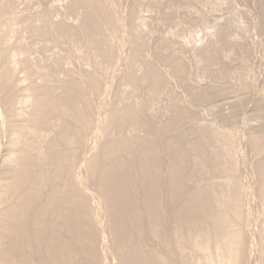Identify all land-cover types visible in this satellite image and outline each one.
Here are the masks:
<instances>
[{"label":"bare ground","instance_id":"1","mask_svg":"<svg viewBox=\"0 0 264 264\" xmlns=\"http://www.w3.org/2000/svg\"><path fill=\"white\" fill-rule=\"evenodd\" d=\"M71 1H74L71 2L74 3L71 5V17L72 19L75 17L76 21L72 20L75 24L71 23L72 21L69 23L71 18L67 20L68 22L66 21L68 16L64 14L66 12L60 10L61 7L60 9L53 6V9L41 7L34 11L27 9L31 12L27 14V10L22 12L21 9L17 12L14 9L17 0H0V178L3 179L0 182V264H197L200 260L202 264H207L209 261L210 264H264V106H259L255 116L261 120H258L257 124L254 121L253 125L247 126L246 132L243 131L244 135L241 133L243 136L238 132L236 137L229 131L223 132L221 129L216 131L217 127L216 130L212 129L213 125L210 127L209 121L204 123L207 124L204 126L203 124L200 126L199 123L202 121H198L199 126L195 125L193 128L191 127L193 125H189L182 129L184 128L182 125L187 124L185 121L189 117L188 112L195 109L197 111L202 106L210 105L211 107L212 104L215 108L217 106L216 111L213 112L211 109L210 111H212L211 114L213 113V119L223 124L227 120L225 116H222L221 111L228 108L233 101L236 100L235 103L240 107L239 111H243L249 105L248 101L251 97L261 93L260 98L264 103V92L262 89L259 90L262 87L260 82L262 79L257 80L261 86L257 88L259 93L255 90L259 85L255 87L254 80L252 83H246L248 79H251L248 76H252L253 73L250 71H254L256 60L254 64L252 63L253 65L251 63L249 65V67L253 66L251 70L249 68L251 75L248 73L246 77L245 71L242 70L246 65L247 69L244 70H248V62L252 61V56L257 55L256 52L253 55L251 46L258 41L252 40V42L248 39L249 35L247 39L244 38L246 36H242L244 43L241 42V36H238L241 43L236 42L237 37L233 41L234 37L230 35L231 27L229 26L234 17H237L235 21H238L239 15L235 16V14L239 12L243 15V19L249 20L248 24L258 23L259 20L256 18L255 22H250L253 14L246 11L244 4L240 3L243 5L241 8L236 3L237 10L240 11L232 16L233 19L229 17L230 20L232 19L229 21L226 17L233 15L231 13L237 10L233 12L230 10V15L227 14V10L226 13L224 12L225 15L227 14L224 17L228 21L222 17L226 25L230 22L227 25L230 28L226 29H229L231 37L229 35L225 37L226 31L223 27L225 25L218 26L222 24L221 19L217 21L218 24L214 20L217 19L214 15H218L222 9L219 13L213 14L214 22L211 19V22L216 25H213L214 30L211 31L215 34L219 31L218 34L221 36L219 38L223 40V42L220 40V44L216 38V42L221 46L223 43V48L220 49H226V52L227 49L235 50L238 55H242L240 57L242 59H239L241 65H237L236 60L234 63L239 66L235 65L238 68L237 71L242 68L241 74L247 79L245 82L234 84L243 78L237 81L240 77L237 74H240V71L236 75L235 72L233 74L237 76V79H234L232 75L234 83L230 82L231 77L228 76L229 82L233 84L226 80V76V78L220 77L224 71L220 73L219 69H216L224 67L221 64H226L227 59H224L226 54H223L224 50L218 49V52H212L209 56L212 51L210 49L217 46L210 43L214 47L209 49V53L206 51L209 54L208 62L216 64L217 68L212 67L220 73L218 74L220 78L217 77L218 81L225 78L226 81H222L221 85L224 83L231 89L221 90L218 81L219 85L208 81L210 84L200 86L196 82L202 74L200 69L199 76L192 75L198 76L194 78L196 81L189 82L198 89L195 98L188 100V104H179V102V105H176L175 102L178 99H173L174 96H171L173 101L176 100L169 103L166 94L164 97L168 100L164 99V101L166 100L165 102L169 104L164 103L165 113L164 111L161 113L160 109L159 112L164 114L155 117L157 114L153 116L148 110L149 107L146 108L147 105L150 106L149 103H155V101L156 104L160 103L163 93L173 89L171 86L173 81H170L171 78L168 75L173 73L174 76L179 77L177 79L182 80L185 77V69H188L185 68V58L188 54L183 55L185 52L190 53L188 52L190 50L187 47L185 51V45L182 44L184 53L181 54L182 51L179 50L182 49L178 48L183 39L178 42L179 46L176 45L177 42H174L177 46L176 50L179 49L178 53L173 50L175 46L170 50V45L174 43L170 44L169 40L174 38L169 40L165 38L164 32L167 29L163 27L166 23L161 25L163 27L158 25L157 29L165 30L162 34L164 37L158 34L160 39H156L155 52L152 53L154 56L150 53V58L145 52L146 45L142 43L144 40H141L146 37L141 38L139 34L142 32H137L141 31L139 28L144 22L143 15L146 13L143 14L141 11L137 14L136 11L139 8H135V4L142 1ZM168 1L165 3L173 1L175 5L178 1L187 3L188 0ZM226 1L228 0H224L225 4ZM231 1L233 4V0ZM244 1L246 4L251 2ZM261 1L262 9H264V0ZM21 2L23 4V1ZM126 2L130 3L128 9L126 7L129 4L125 6ZM160 4L162 5V2ZM212 4L216 3L212 2ZM41 5L44 6L45 3L41 2ZM164 6L168 8L167 6L170 5ZM190 6L193 7V5ZM201 8L204 11L205 8ZM57 9L67 17H59L60 13ZM191 9L188 10L191 12ZM153 10V13L155 11L161 13V10ZM19 12L24 15L17 14ZM221 12L223 13V10ZM161 14L163 16L157 17L158 14H152V16L155 15L158 20L164 17L166 22L175 26L177 21L178 23L182 21H179L181 16L178 15L179 13L176 21L173 18L174 14H170L165 9ZM196 15L198 17L199 13ZM193 17L190 20L194 21L195 16ZM174 21L175 24H173ZM233 22L232 25L236 23ZM182 23L184 24V21ZM157 24L160 22L157 21ZM243 24L245 28L244 21ZM147 25L142 28L143 31L149 29L146 28ZM238 25L235 24V26ZM235 26H233L234 29ZM241 26L238 27L241 28ZM179 27L184 28L180 25ZM240 28L239 30L245 32L243 27ZM254 28L256 33L257 27ZM253 29L251 31L246 29V33L252 32ZM260 30L263 29L260 28ZM211 31L208 32L211 33ZM24 32L27 36H24ZM174 32L171 36L175 35ZM170 34L168 33L169 36ZM182 35L179 37L177 33L175 40L178 37L180 39ZM212 35L216 36L214 33ZM23 37L28 40L24 42ZM214 38L211 39L214 40ZM35 39L44 41V48H47L48 53L50 52L53 56L51 59L43 60L42 58L44 62H39L34 60L38 57L35 54L36 58L31 59L30 54L38 47L32 50ZM190 39L186 42L190 43L194 40ZM211 39L210 42L213 41ZM77 41L82 42L81 46L86 50L81 48L80 55L76 54L79 46L76 47V51L75 47L72 48L74 44L77 46ZM39 42L38 44L42 45ZM147 42L144 43L147 44ZM86 44H88L87 47H85ZM163 45H165L164 48H162ZM151 46L153 48V45ZM166 46L170 50L168 53L163 50L168 49L165 48ZM191 47L193 49V46ZM201 48L197 46L196 54H201ZM122 50L127 52H124L127 56L121 54ZM38 51L42 52L40 49ZM78 56L84 59L88 67L91 66L90 70L81 67V70L79 68L72 72L67 70L71 68H68L70 65L64 64L66 68L62 66L66 57L73 62L79 59ZM203 56L201 58H204ZM191 57L195 60L198 55H195V58ZM82 59L77 60L76 63L78 64ZM187 59L189 62L188 57ZM231 59L229 60L232 63ZM231 63L229 62L227 67L230 68ZM235 66H233L234 69ZM78 67L76 66L75 69ZM136 67H140V71ZM259 69L261 70V67H258L257 72ZM60 73L65 76L58 77ZM215 74L214 79L217 75ZM211 84L212 87H208ZM127 88L130 89V94L126 92L124 94ZM173 92L175 94L176 91ZM143 93L144 96H142ZM164 104H161V107ZM205 110L208 111L204 109V112ZM253 110L256 111V107ZM197 112L200 113L199 110ZM241 117L243 120L245 115ZM196 119L199 120V118ZM243 122L244 120L241 123ZM243 127L246 128L245 125ZM191 128L194 132L189 133L188 130H192ZM134 129L143 131L142 135L133 133ZM183 130H187V133L194 136L188 139L189 135ZM179 132H183L186 138H183V133L181 136ZM217 143L220 146L223 144L226 150L223 152L225 155L218 151L222 147L218 149ZM239 147L240 151L243 150H241L242 147L248 151L247 156L244 158L241 156L242 161L235 156ZM243 152H237L239 154L236 155L240 156ZM243 154L246 155V153ZM192 156L194 157L191 160ZM235 157L241 162L240 164H237ZM198 174L203 176L200 177ZM196 176H199L203 182L208 180L209 183L195 186L203 183L197 179L198 182L195 180V184L194 179L199 178ZM213 177L218 179L212 180Z\"/></svg>","mask_w":264,"mask_h":264},{"label":"rangeland","instance_id":"2","mask_svg":"<svg viewBox=\"0 0 264 264\" xmlns=\"http://www.w3.org/2000/svg\"><path fill=\"white\" fill-rule=\"evenodd\" d=\"M15 1H16V0H15ZM21 1H23V4H22ZM27 1H28V2H27ZM30 1H32V2H30ZM56 1H57V2H56ZM56 1H55V0H53V1H52V0H44V1H43V0H41V1H40V0H17V2H16L17 4L15 3L14 6H16V8H17V5H18V4H19L20 6L18 5V8H17V9L14 8V9H15L16 11L22 9L21 11L23 12V10H27V9H33V11H34V10H38V9H40L41 7H47V9H53V7H54V8L58 7V9H60V7H61L62 9H60V10H63L64 12H66V13H64V14L67 15L68 17H69V16H70V17L68 18L67 16L63 15V12L57 9V11H59V13H60L59 17H62V16L65 17V18L67 17L68 19L66 18V21H67V20L69 21V19L71 18L70 21H69V23H70L73 19H74L73 21L75 22V21H76L75 17H73V19H72V17H71V16H72V12H71V8H72V7H71V5L74 4V3H71V2H74V1H71V0H69V2H68L67 0H60L61 2H59V0H56ZM64 1H65V2H64ZM140 1H142V3H141V2H138L139 5H138V3L135 4V8H137V7L139 8V10L135 9V10H137L136 13L139 14L141 11H142L141 13H143V14L146 13L145 15H143V18L146 19V20L144 19V22H146V23L148 24V25H147V24H145V23L143 22V24H142L141 27L139 28V30H141V31H137V32H139V33H140V32L143 33V34H142V33L139 34V36L141 35V38H142V36L146 37V38H145L146 40H145L144 38L141 39V40H144V42H147V41H150V40L152 41L153 38H155V40H156V39H160V36H161V35L163 34V32L167 29V31L164 32V35H166L165 38H168V40L171 39V38H174V39L169 40V41H171L170 44H172V43H174V42H175V43H176V42L178 43L179 41L181 42L182 39H183L184 43H182V42H183V41H182V42L180 43V46H179V43H178V44L176 43V45L179 46L178 48H179V49H182V50H179V49H177V50H179L180 52L182 51L181 54L184 53V49H183L184 47L181 48V45H182V44L185 45V51H187V47H188V50H190V51H188V52H190V53H186V52H185L184 55H183V56H187V54H188L187 57L189 58V62H188V59L186 60L187 57H186V58L184 57V58H185V62H186V66H187V67L185 66V68H188V69H185V70H186V71L188 70V72L184 71V75H185V77L182 76V77H183L182 80L177 79V78H179V77H178V76H177V77L174 76L173 73L170 74V75H168V76H170V78H171L170 81H173V82H172L173 85H171V86H172V88H173L176 92H175V94H173V93H174V92H173L174 90L172 89V90H173V91H172L171 88L169 89V90H171V91H169V92H164V93H163V98H162L163 101H164V99H166V100L169 99L167 102L171 103V102H174L176 99H178V101L176 100V102H175L176 105H177L179 102H180L179 104H183V103H184V105H185V103H187V101L190 100L192 97L195 98V93H197V90H198V89L195 88L194 86H192L191 84H189V82L194 81V80H195L194 78H197V77L199 76L200 73H202V74H201L200 77H198V78H200L201 80L198 79L197 81H196V80H195V81L197 82V84H199L200 86H202V85H208V84H210V83H208V81L211 82L212 84L215 83L214 85H216V83H217V85H219V84L221 85L222 81H224L226 77H227L226 80H227L229 77H231L232 80L229 78V79H230V82H233V83H234V82H235L234 79H235L237 76L240 75V77H238V79L236 78L237 81H238L239 78L241 79V77H243L244 75H246V77H247V74L251 72V73H253L252 76H251V77L248 76V78H251V79H248V80H247L245 77H243L244 80H242V79H243V78H242V79L240 80L241 82L238 81V82H235L234 84L237 85V84H239V83H242L243 81L245 82L246 80H247L246 83H248V82H249V83H250V82L252 83V80H254L253 83H254V82L256 83V84H255V87L257 86V84L259 85V87L257 86L255 90L258 91V89L262 86L259 90L261 91V89H262V92H264V91H263V88H264V87H263V84H264V83H263V82H264V80H263L264 77H263V76H264V74H262V73H264V72H263V71H264V67H263V66H264V48H263V47H264V44H263V43H264V32H263V31H264V14H263L264 11H263V13H262V10H264V9H262L263 7H262V1H261V0H260L261 2H259V0H248V2H249V1L252 2V3L250 2L251 4L248 3V2H247L248 4H246V1L243 2V0H242V1H241V0H240V1H239V0H237V1H236V0H233V4H232V1H231V0H228L229 2L226 1V4H225L224 0H222L224 3L221 2L220 0H219V1H218V0H213V1H212V0H210V1H209V0H203V1H202V0H200V1H199V0H191V2L193 3V4H191L190 0H188L187 3H186V1H185V2H184V1H180V2H183L182 4L178 1V2L180 3V5H177V4H179V3L177 2V4H175V5H177L176 8H175L174 3H172L173 1L170 2L171 4L168 3L170 6H167L168 8H166L164 5H168V4H166L167 2H169L168 0H166L167 2H166L165 0H158V1H160V2H158L157 0H147V1L144 0L145 3L143 2V0H140ZM164 1H165L166 3H165ZM194 1H197L198 3H197V2H194ZM216 1H218L219 3L216 2ZM234 1H235V2H234ZM18 2H19V3H18ZM38 2H39L40 4H39ZM41 2H44L45 5L42 6V5H41ZM53 2H54V3H53ZM146 2H147V5H148V6L146 5ZM161 2H162V5L160 4ZM189 2H190V3H189ZM208 2H209L210 4H209ZM212 2H213V3H216V4L213 5ZM220 2H221V3H220ZM238 2H239V4H238ZM24 3H26V5H25ZM58 3H59V4H62V5H59ZM63 3H64L65 5H64ZM175 3H176V2H175ZM184 3H186V4L184 5ZM199 3H200V5H199ZM217 3H218L219 5H218ZM229 3H230V5H229ZM236 3H237V5H239L238 7H241V8H242V6H243L242 4H244V6L246 7V11L249 12V14H253V17H254L255 19H254L253 17H251V20H252V21H250V22H253V21L255 22V21H256V18L259 20V22H258V23L255 22L254 24H253V23H252V24H251V23L248 24L249 22H247V21H249V20L246 21L245 18L243 19V15L241 14V15H242V16H241V15H240V12H239V14H235V13H237L238 11H240V10H237L238 7L236 6ZM240 3H242V4H240ZM38 4H39V5H38ZM42 4H43V3H42ZM126 4H127V5L129 4V5L126 7V9H128V7H130V3H129V2H126V3H125V6H126ZM143 4H145V5H143ZM172 4H173V5H172ZM222 4H225V5L223 6ZM252 4H253V5H252ZM255 4H256V5H255ZM260 4H261V5H260ZM24 5H25V6H24ZM48 5H49V6H48ZM55 5H56V6H55ZM140 5L143 6L144 8L142 9V7H141ZM149 5H151V6H149ZM171 5H172V6H171ZM190 5H193V7L190 6ZM203 5H205V6H203ZM212 5H213V8H212ZM227 5H228V7H227ZM232 5H233V6H232ZM251 5H252V6H251ZM22 6H23V7H22ZM52 6H53V7H52ZM146 6H147V7H150L151 9H150V8H147ZM152 6H153V8H152ZM182 6H184L185 8L182 9V8H181ZM189 6H190V7H189ZM198 6H199V8H198ZM206 6H207V7H206ZM230 6H232V7H230ZM247 6H248V7H247ZM250 6H251V7H250ZM254 6H256L255 9H254ZM257 6H258L259 8H261V9L257 8ZM260 6H261V7H260ZM30 7H31V8H30ZM49 7H50V8H49ZM63 7H64V8H63ZM140 7H141V8H140ZM169 7H170V8H169ZM186 7H187V8H186ZM191 7H192V9H191ZM201 7H204V8H205L204 11H203V8H201ZM208 7H209V8H208ZM214 7H215L216 9H215ZM218 7H219V8H218ZM221 7H222V8H221ZM234 7H235V9L232 10V8H234ZM249 7H250V8H249ZM146 8H147V9H146ZM178 8H180V9H178ZM193 8H194V9L196 8L197 13H195L196 10H194ZM197 8L200 9L201 11L198 10ZM206 8H207V10H206ZM225 8H226V9H225ZM252 8H253V9H252ZM140 9H141V10H140ZM144 9H145L146 11H148V12H146ZM149 9H150V11H152L151 13L149 12ZM153 9H155V10L157 9V11H158V10H159V11L161 10V11H160L161 13H162V11L165 9V11H168L170 14L173 13L174 16H175V14L177 15V14L179 13L178 15H181V16H179V18H180L179 21H180V20L184 21V24L182 23V21L179 22L180 24H179L178 21H177V22H176V26H175V25H172V23L169 24L168 21H167V22L165 21L166 19L164 20V17H163V18L160 17V19L158 20V19H156V18L159 17V15H161V16H163V15H162L161 13H159V12H156V11H155V13H153V11H154ZM181 9H182V11H181ZM186 9H187V10H188V9H191V10H192V11H191L192 13H191L189 10L187 11ZM220 9L223 10V13L221 12L222 10H220ZM212 10H213V11H212ZM215 10H216V11H215ZM217 10H218V11H217ZM219 10H220V13H219ZM226 10H227V14H228V15H230V14H229V11H230V10H231V12H233L234 10H237V11L231 13V14H233V15L226 17V16H227V14L225 15V13H226L225 11H226ZM255 10H256V11H255ZM28 11H29V12H28ZM173 11H175V12H173ZM183 11H184V12H183ZM185 11H187L188 13L185 12ZM194 11H195V12H194ZM199 11H200V12H199ZM208 11H212V12H208ZM259 11H260V12H259ZM17 12H18V11H17ZM171 12H172V13H171ZM202 12H203V14H202ZM205 12H207V13H205ZM224 12H225V13H224ZM25 13H26V11L24 12V14H25ZM29 13H31L30 10H27V14H29ZM149 13H150V14H149ZM184 13H186V15H185ZM198 13H199L198 17H199L201 14H202L203 16L201 15L202 17L200 16V18L196 17V16H197L196 14H198ZM208 13H209V14H208ZM216 13H219L221 16H220L219 14L217 15ZM261 13H262L263 15H262ZM17 14L22 15L23 13L19 12V13H17ZM24 14H23V15H24ZM61 14H62V15H61ZM152 14H158V16L156 15L157 17H155V15L152 16ZM187 14H188V15L190 14V16H188ZM193 14H194V15H193ZM210 14H211L212 16H210ZM213 14H216L217 17L214 15V18H217V19H214V18H213ZM222 14H224V15H222ZM234 14H235V16H238V15H239V16H238V18H239L238 21H235V19H237V17H236V18L234 17V19H233L232 16H234ZM141 15H142V14H140V16H141ZM146 15H147V16H146ZM148 15H151L152 17H150V16H148ZM178 15L175 16L176 18L173 16V18L175 19V21L178 20V18H177ZM191 15H192V17H191ZM208 15H209V16H208ZM254 15H255V16H254ZM256 15H257V16H256ZM261 15H262V16H261ZM73 16H74V15H73ZM144 16H145V17H144ZM182 16H184V17H182ZM185 16H187L186 19H183V18H185ZM193 16H195V19H197V20H195V19H194V21L190 20V18H194ZM206 16H207V17H206ZM218 16H219V17H218ZM224 16H225L227 19H228L229 17L232 18L233 21L236 22V23H234V22L232 21V22L234 23V24L232 25V22H231V23L229 22V23H230L229 26H230L231 28L228 27V26H227V25L229 24L228 22H227V23H228L227 25L225 24L226 22L223 23L224 20L222 19V17H224ZM250 16H252V15H250ZM146 17H148V18L150 17V18L147 19ZM153 17H154V18H153ZM209 17H212V18H209ZM225 17H224V19H226ZM240 17H241V19H240ZM202 18H203V19H202ZM230 18H229V21L232 20V19L230 20ZM252 18H253V19H252ZM161 19H162V20H161ZM174 19H173V20H174ZM188 19H189L190 22L188 21ZM199 19H201L202 21L199 20ZM208 19H210V21H209ZM211 19H212V22H214V20H215V23H217V21H219V19H221L220 22H221L222 24H218V23H217V24H218V26L223 25V24L225 25V26H223V27H225L224 30L226 31V33H225L226 35L223 34L224 31H223L222 34L225 35V37H228L227 35L230 34V33H229L230 31H228L229 29L227 30L226 28H230V29H231V34H230V35H231L232 37H234L233 41L236 40L235 38L237 37L238 40H237L236 42H238V41L240 42L241 39H242V40H241V42H242V41H244V38L247 39V35H249L248 37H250V38H248V39H251V41H252V40H253L254 42L258 41V43H257V42H256V43H253L254 46H251V47H252V53H253V55H255V54L257 53L258 56H257V55H256V56H252V58H253L252 61H253V62H252V61H251V62H248V63H249V64H248V70H244V69H247V68H246L247 65H246V66H243V67H245V68H243V69L240 67L243 71H245V74H244L243 76H242V74H241V69H240V68H239V69H240V70H239V71H240V74H237V72L239 73V71H237L238 68H236L237 65H239V64L241 65V63L239 62V59H242V58H240L242 55H241V54L238 55L237 51H235V50H232V51H231V50L227 49V52H228V53H229L230 51H231V52L234 51V52L232 53V56H233V55H234V56L232 57V56H231V52H230L229 54H227V52L225 51L226 49H225V50H224V49H220V48H223V47H222V46H223V43H222V46L220 45V44H221V41L223 42V40H221V39L219 38V37H221V36L218 34V32H219L218 30H217V31H218L217 34H215L214 31H211V30H214V26H216V25H214L215 23L213 24V23L211 22ZM213 19H214V20H213ZM227 19H226V21H228ZM150 20H153V21H150ZM160 20H161V21H160ZM222 20H223V21H222ZM241 20H242V21H241ZM258 20H257V21H258ZM68 21H67V22H68ZM73 21H72L71 23H74ZM147 21H148V22H147ZM154 21H156V22H154ZM157 21H158V23L160 22V24H157ZM164 21H165V22H164ZM175 21L173 22V24H175ZM205 21H206V22H205ZM239 21H241V22H239ZM243 21H244V23H245V25H246L245 28H244ZM262 21H263V22H262ZM149 22H150V24H149ZM161 22H162V24H161ZM191 22H192V23H191ZM198 22H199V24H198ZM208 22H209L210 25H211V23H212L211 27L214 25V26H213V29L210 27L209 24H207ZM220 22H219V23H220ZM237 22H238V23H237ZM151 23H152V24H151ZM164 23H166V24H164ZM167 23H168V24H167ZM195 23L197 24V26H196ZM201 23H202V24H201ZM241 23H242V24H241ZM256 23H257L258 25H256ZM260 23H261V24H260ZM74 24H75V23H74ZM163 24L166 25V26H164V27L161 26V25H163ZM177 24H179L180 26H184V28H183V27H179V28H178L179 25H177ZM182 24H183V25H182ZM194 24H195V25H194ZM200 24H201V25H200ZM205 24H206V25H205ZM235 24H236V25L239 24L238 26H240V25H242V26H241V28H240V27H238V26H235ZM262 24H263V25H262ZM145 25H147V27H146L147 29H148V28L150 29V32H149V29L146 30V31H143L142 28L145 27ZM149 25H151V26L153 25V26L150 27ZM156 25H157V26H156ZM158 25H160L159 27H163V28H165V30L162 29V28H160V29L158 28V29H157ZM167 25L169 26V28H167V27H168ZM170 25H171V26H170ZM186 25H187V26H186ZM198 25H199L200 27H198ZM202 25H204V27H203ZM231 25H232V26H231ZM247 25H248V26H247ZM250 25H251V26H250ZM253 25H254V26H253ZM155 26H156V27H155ZM173 26H174V28H175V29L173 28V29L175 30V32H174L173 29H172ZM185 26L187 27V28H186L187 31H186V29H185ZM205 26H206V27H205ZM208 26H209L210 28H209ZM218 26L215 27V28L217 29ZM226 26H227V27H226ZM233 26H235V29H234ZM252 26H253V27H257V28H256V33H255V31H254L255 28L253 29ZM193 27H194V28H193ZM195 27H196V28H195ZM236 27L238 28V30H239V28L242 29V27H243V30L245 29V32H242L241 30L238 31ZM248 27H252V29H253L252 32H253V33H252V32H247V33H246V29H247V31H249V30L251 31V30H252L251 28L248 29ZM258 27H259V28H258ZM181 28H183V29H181ZM190 28H191V29H190ZM260 28L263 29V30H260ZM156 29H157L158 31H157ZM184 29H185V31H183ZM188 29H189V30H188ZM196 29H197V30H196ZM200 29H201V30H200ZM216 29H215V31H216ZM176 30H177L178 36H179V35H182L183 32H184V34H185L187 37H185V35L183 34V35L181 36L180 39H178L180 36H179V37L177 36L178 38H177V40H175V39H176V34H177V33H176ZM198 30H200V31H198ZM219 30H220V29H219ZM151 31L154 32L153 35H156V34H157V35L153 37V35H152L153 32H151ZM159 31L162 32V33H160ZM168 31H169V32H168ZM170 31H171V32H170ZM172 31L175 33L174 36H171V35H173V34H172V33H173ZM179 31H180V32H179ZM194 31H195V32H194ZM196 31H197V33H196ZM206 31H207V33H206ZM208 31H211V33H212V34L214 33V35H216V36H213V35H212L210 32H208ZM148 32H149V33H148ZM158 32H159V33H158ZM167 32H168L169 34L171 33L170 36L168 35ZM187 32H188L189 34H188ZM227 32H228V33H227ZM24 33H25L24 36H27V35H26L27 33H26V32H24ZM145 33H146V34L148 33L149 35L147 34V35H148V36H147V35H145ZM181 33H182V34H181ZM190 33H191V34H190ZM208 33H209V35H210V34H211V35L209 36ZM233 33H234V34H233ZM249 33H250V34H249ZM259 33H260V34H259ZM137 34H138V33H137ZM158 34H160V36H159ZM202 34H203V36H202ZM243 34H246V35H243ZM251 34H252V35H251ZM151 35H152V39H150V38H151ZM164 35H162L161 37H164ZM193 35H194V37H193ZM199 35H200L201 37H200ZM217 35H218V36H217ZM230 35H229V37H231ZM233 35H234V36H233ZM253 35H254V36H253ZM167 36H169V37H167ZM196 36H197V37H196ZM198 36H199V37H198ZM206 36H207V38H206ZM238 36H239V37L241 36V39H240ZM242 36H246V37L243 38ZM147 37H149V38H147ZM156 37H157V38H156ZM158 37H159V38H158ZM182 37H183V38H182ZM195 37H196V38H195ZM214 37H215V38H214ZM251 37H252V38H251ZM23 38H25V37H23ZM190 38H191V39H194V40H191ZM202 38L205 40V42H203V43H202V41H204V40H203ZM211 38H214V40L211 39ZM216 38L218 39V42L221 40V41L219 42L220 44H219L218 42H216V41H217ZM147 39H148V40H147ZM187 39H188V40H187ZM189 39L191 40L190 43H189V42H186V41H189ZM208 39H209V40H208ZM210 39L213 40V41L210 42ZM239 39H240V40H239ZM254 39H255V40H254ZM27 40H28V39L25 38V40H23V41L25 42V41H27ZM39 40H40V39H39ZM39 40H36V39L34 40L35 43L33 44V49H32V50H34V49L38 46L37 48L40 49V50H42V52L38 51V49L36 48L37 51H38V54H37V51H36V49H35L33 52H35V51H36V52H35V53L32 52V54H30V57H31V59L33 60V58H36V56H38V57H40V58L37 57L38 59L36 58V59H34V60H36V61L38 60L39 62H44L43 60H49V59H51L53 56L50 54V52L48 53L47 48H44V44H43L44 41H43V40H40V42H39ZM153 40H154V39H153ZM155 40H154V41H155ZM36 41H37V42H36ZM151 41H150V42H147L148 45H147L146 43L142 42V43L144 44V46L146 45V47L148 48V50H146L147 48L145 47V52L147 53V55H149L150 58H151L150 55H151L153 52H155V50H154L155 47H154V46H156V45H154V44H155V43L157 44V40H156L155 42H154V41L151 42ZM208 41H209V42H208ZM214 41H215L216 43H215ZM253 41H252V42H253ZM38 42L41 43L43 46L40 45V44H38ZM78 42H79V43H78ZM153 42H154V43H153ZM199 42H200V43H199ZM241 42H240V43H241ZM259 42H260V43H259ZM152 43H153V44H152ZM175 43H174L173 45H170V44H169L170 47H171L170 50H172V48L175 46V47L173 48V50H174L175 52L178 53V51L176 50V47H177V46L175 45ZM187 43H188V44H187ZM205 43H207V44H205ZM210 43H211V44H214V46L217 45L216 47H219V46H220V47H219V48H216V47H215V48H211V47H214V46H211ZM242 43H244V42H242ZM36 44H38V45H36ZM76 44H77V46L74 44V45H72V48L75 47L74 50L76 51V49H77L78 46H79V48H78L77 51H76V54H77V55H80L79 52L81 51V48H82V50L84 49L83 46H81V45H83V44H82V42H80V41H77ZM150 44L153 45V48H152V46H151ZM196 44H197V45H196ZM199 44H200V45H199ZM215 44H216V45H215ZM253 44H251V45H253ZM258 44H259V45H258ZM35 45H36V46H35ZM87 45H88V44H86L85 47H87ZM149 45H150V46H149ZM169 45H168V47H169ZM184 45H182V46H184ZM195 45H196V46H195ZM256 45H258V47H257ZM261 45H262L263 47H261ZM80 46H81V47H80ZM164 46H165V45H163L162 48H164ZM191 46H193L194 52H193V49H192ZM197 46H198V48L203 47V48H201V51L198 50V52L200 51V53H201L200 55H199V53L196 54V52H197V50H196ZM209 46H210V47H209ZM40 47H43V48H40ZM76 47H77V48H76ZM168 47L166 46L165 48H168ZM206 47H208V49H207ZM254 47H256V48H254ZM162 48H161V50H162ZM204 48H205V49H204ZM210 48H211V49H210ZM253 48H254V49H253ZM260 48H261V49H260ZM44 49H46V50H44ZM202 49H203V50H202ZM209 49L212 50V51L210 52ZM214 49H215V50H214ZM216 49H217V50H216ZM218 49H219V51H221V50H222V51H223V50L225 51V52L223 51V54H226V55H224V59H227V61H226V64H227V65L222 63L221 65H223L224 67H220V68H219V67L217 68V67H216V64H212V62H211V63H210V61L208 62V60H209V59H208V55H209L208 53L210 52V55H209V56H211V53H212V52H215V51L218 52ZM262 49H263V50H262ZM43 50L46 51V52H44ZM79 50H80V51H79ZM84 50H85V49H84ZM163 50H164L165 52L167 51L166 53H168V52L170 51L169 48H168L167 50H166V49H163ZM163 50H162V51H163ZM168 50H169V51H168ZM213 50H214V51H213ZM228 50H229V51H228ZM253 50H254V51H253ZM256 50H257V51H256ZM59 51H60V50H59ZM85 51H86V50H85ZM147 51H148V52H147ZM149 51H150V52H149ZM164 51H163V52H164ZM195 51H196V52H195ZM202 51H203L204 54L202 53ZM204 51H205V52H204ZM206 51H208V53H207ZM39 52H40L41 54L44 52L45 54L43 53V54L41 55V54H39ZM63 52H64V51H63ZM124 52H126V51H124ZM124 52H123V50H122V51H121V54H122L123 56H127V54H126L127 52H126V53H124ZM191 52H192V54H191ZM240 52H241V51H240ZM255 52H256V53H255ZM261 52H263V53H261ZM46 53H47V55H46ZM123 53H124V54H123ZM148 53H149V54H148ZM150 53H151V54H150ZM234 53H235V54H234ZM34 54H35L36 56H35ZM48 54H50V55H48ZM202 54H203L204 56H203ZM39 55H40V56H39ZM43 55H44V56H43ZM45 55L48 56V57H46ZM152 55L154 56V54H152ZM195 55H198V57L195 58V57H194ZM201 55H202L204 58H201V57H202ZM41 56H43V57H41ZM191 56H193V57L195 58V60L201 58V60H198V61H201V62H198L197 60H196V61H197V62H196ZM199 56H200V58H199ZM228 56L230 57L229 59H231V57H232V59H231V60H232V63H231V61L228 59ZM236 56H237V57H236ZM42 58H43V60H41ZM47 58H48V59H47ZM78 58H79V59H82V58L79 57V56H78ZM191 58H192V59H191ZM233 58H234V59H233ZM235 58H236V59H235ZM257 58H258V60H257ZM39 59H40L41 61H40ZM79 59L74 60V61H73L74 63H73V62H71V59H70L69 57H66V60L63 59L64 61H63V65H62V66H64V64H65L66 66H67V65H70V66H68V68L71 67L72 69L70 68V69H67V70H72V72L75 71V70H79V68H80V70H81V67H83L82 69H85V70L89 69V70H90V67H91V66L89 65L90 67H88V64H85L84 59H82V61H80V62L78 63L79 65H78V64L76 63V61L79 60ZM204 59H206V60H204ZM68 60H69L71 63L68 62ZM192 60H193V61H192ZM234 60H236V64H237V65L234 63V62H235ZM244 60H245V59H244ZM255 60H256L257 63H258V61L260 60L258 64L256 63L257 65L254 64V61H255ZM83 61H84V62H83ZM237 61H238L239 63H238ZM240 61H242V60H240ZM246 61H247V60H246ZM66 62H67V63H66ZM77 62H78V61H77ZM229 62L232 64V65L230 64V68L227 67V66H229ZM82 63L85 64V65H83ZM202 63H203V64H202ZM206 63H208V64H206ZM209 63H210V65H209ZM250 63H251V64L253 63V64L255 65V67L253 68V70H254L253 72H252V70H251L253 66H252V67H251V66L249 67ZM80 64H81L82 66H81ZM201 64H202V65H201ZM205 64H206V66H205ZM233 64H234V65H233ZM253 64H252V65H253ZM203 65H204V66H203ZM217 65H220V64H217ZM221 65H220V66H221ZM235 65H236V66H235ZM259 65H260V66H259ZM262 65H263V66H262ZM76 66H77V67L80 66V67H78L77 69H75ZM201 66L204 67V68H202ZM210 66H211V67H210ZM212 66L216 67V68H217L216 70L219 69L218 71H219L220 73L223 72V71H224V73H222V74L217 73L218 71H216V70L214 69V67H212ZM225 66H226V67H225ZM233 66H235V69H234ZM64 67H65V66H64ZM86 67H88V68H86ZM232 67H233V68H232ZM237 67H239V66H237ZM256 67H257V68H256ZM258 67H259V68L261 67V70L259 69V72H257V71H258V70H257ZM65 68H66V67H65ZM211 68H213L214 70H212ZM227 68H228V69H227ZM249 68H250V70H251L250 72H249ZM255 68H256V70H255ZM136 69H138V71H140V67H136ZM198 69H199V71H196V70H198ZM200 69H201L202 72H200ZM210 69H211V70H210ZM221 69H222V70H221ZM65 70H66V69H65ZM234 70H235V71H234ZM109 71H110V70H109ZM111 71H112V70H111ZM207 71H208V72H207ZM211 71L213 72V74H212ZM215 71H216V72H215ZM225 71H226V72H225ZM227 71H228V73H227ZM229 71H230V72H229ZM231 71H232V74H231ZM69 72H70V71H69ZM107 72H108V70H107ZM185 72H186V73H185ZM196 72H197V73L200 72V73L197 74ZM209 72H210V75L208 76ZM234 72H235V75L237 74V76L233 75ZM246 72H247V73H246ZM260 72H261V75H260ZM108 73H109V72H108ZM203 73H204V76H202ZM215 73H216L217 75L220 74L221 76H220V75L217 76ZM229 73H230L231 75H230ZM251 73L248 74V75H251ZM256 73H257V74H256ZM62 74H63V73H60V74L58 75V77L62 78V76H65V75H62ZM190 74H191V75H190ZM206 74H207V75H206ZM211 74H212V77H211ZM214 74L216 75V79H214V77H215ZM223 74H224V75H223ZM227 74H228V75H227ZM254 74L257 76V78H256V76H255ZM61 75H62V76H61ZM108 75H109V74H108ZM189 75H190L191 78L189 77ZM192 75H194V76H195V75H198V76H197V77H194V76H192ZM205 75H206V76H205ZM232 75H233V78H234V79L232 78ZM258 75H260V76H258ZM173 76H174L175 78H173ZM201 76H202V77H201ZM213 76H214V77H213ZM219 76H220V77H225V76H226V77L224 78V80L221 81V79H223V78H221V79L218 81V79L220 78ZM228 76H229V77H228ZM254 76H255V77H254ZM192 77H193V80H192ZM209 77H210V78H209ZM217 77H219V78H217ZM260 77H261V78H260ZM262 77H263V78H262ZM172 78H173V79H172ZM207 78H208V80H207ZM189 79H190V80H189ZM205 79H206V80H205ZM210 79H211V80H210ZM229 79L227 80L228 82H229ZM245 79H246V80H245ZM260 79H262V80L260 81V82H261V86H260V84H259V81L257 82V80H260ZM202 80H204L206 83H205L204 81H202ZM214 80H215V81H214ZM226 80H225V81H226ZM233 80H234V81H233ZM249 80H250V81H249ZM255 80H256V81H255ZM195 81H194V82H195ZM201 81H202L203 83H205V84L201 83ZM217 81L219 82V84H218ZM220 81H221V82H220ZM230 82H229V83H230ZM172 83H171V84H172ZM174 83H175V85H174ZM186 83H187V84H186ZM207 83H208V84H207ZM233 83H230V84H233ZM108 84H109V83H108ZM212 84L209 85L208 87H212ZM171 86H170V87H171ZM257 88H258V89H257ZM127 89H128V88H127ZM223 89L230 90L231 87H230V86L228 87L226 84L223 83V84L221 85V90H223ZM129 90H130V89L127 90L128 92H127V91H124V94H125V92L128 93V94H130V91H129ZM143 90H144V89H143ZM256 91H255V92H256ZM260 91H258L257 93H259ZM138 93H139V94L141 93V89L139 90ZM216 93H217V91H216ZM166 94L169 95V97H168ZM260 94H261V93H260ZM260 94H258V95H254V97L252 96L251 99L248 101V104H249L252 108H250V106L247 104L249 107L247 106L245 109H243V111H242V110L239 111L240 107L237 106V104L235 103V101H236V100H235V101H233L230 105H228V106H229L228 108L223 109V110L221 111V114H222V116H225V117H226V120H227V122H223V124H222V123H219L218 121H215V120L213 119V113L211 114V112H212V111L214 112V111H216V109H217V106H216V108H215V106H214L213 104L211 105V107H210V105H207L208 107H207V106H202V108L200 107L201 110H200V109H197V111L199 110L200 113H198V112L196 111V109H195L196 112H195V111H192L193 114H192V112H188V116H189V117L187 118V121H188V122L185 121V124H186V123H187V124H186V125L183 124L182 127H184V128H182V129H185V127H187V126H189V125H190V126L193 125V126H191V127H193V128L195 127V125H196V126H199V125L202 126V124H203V126H204V125H207V124H204V123H208V121H209V122H210L209 126H210V125H211V126L213 125V126H212V129L216 130V127H217V130H216V131H218V129H219V130L221 129V131L223 130V132H224V131H225V132H226V131H227V132L229 131V132H232V134H235L236 137L238 136V133H239V134L242 133V134L244 135V133L246 132V130H247V128H248L249 126L253 125V123H255V122H256L255 124H257V123H258V120H261L260 118H258V119L255 118L256 113H257V111L259 110V108L262 107V106H264V103L262 102V100H261V98H260V97H261ZM165 95H166V97H167L168 99L164 97ZM142 96H144V93L142 94ZM171 96H174L173 99H174V98H176V99L173 101V99H171ZM161 97H162V94H161ZM162 99L160 98V100H161V101L159 100L160 103L157 102V104L159 103L160 105H159V104L157 105V104H156V101H155V103L152 102V103H154V105H152V103H149V104H151V105H150V106L147 105V107H146L147 109H148V107H149L148 110H149V112L151 111V114H153V116H155V115L157 114L155 117H160V116H162V115L165 113L164 109H165L166 105L169 104V103L165 102L166 100L163 102ZM185 101H186V102H185ZM162 102H163V103H162ZM181 102H182V103H181ZM164 103H165L166 105H165ZM155 104H156L157 107L155 106ZM161 104H164V105H162V107H161ZM179 104H178V105H179ZM187 104H188V103H187ZM152 106H153V108H152ZM158 106H159L160 108H158ZM253 106L256 107V111L253 110V109H254ZM259 106H260V107H259ZM163 107H164V108H163ZM238 107H239V108H238ZM154 108H155V110H154ZM156 108H158V109H156ZM162 108H163V110H162ZM248 108H249V109H248ZM150 109H151V110H150ZM152 109H153V111H152ZM160 109H161V110H160ZM202 109H203V110H202ZM204 109H208V111L205 110V112H204ZM210 109H211L212 111H210ZM257 109H258V110H257ZM157 110H158V111H157ZM159 110H160L161 113L164 111V113L161 114V113L159 112ZM165 110H166V109H165ZM244 110H245V111H244ZM246 110H247V111H246ZM250 110H251V111H250ZM154 111H155V112H154ZM201 111H202V112H201ZM194 112H195V113H194ZM207 112H209V113H207ZM242 112H244V113H246V114H244V113L241 114ZM167 113H168V112H167ZM167 113H166V115H167ZM169 113H170V112H169ZM190 113H191V114H190ZM159 114H160V115H159ZM196 114H197V115H196ZM208 114H209L210 116H212V117H210ZM239 114H240V115H239ZM263 114H264V112H263ZM263 114H262V117H263ZM192 115H193V118H195V117L197 116L196 118H199V120L195 118V120H194L195 122H194V121H193V118H191ZM198 115H200V116L198 117ZM207 115H208V116H207ZM241 115H242V116L245 115V117H243V120H244L243 123H241V122L243 121V120L241 119V118H242ZM202 116H203V117H202ZM208 117H210V118H208ZM253 117H254L255 119H257V121H256L255 119L252 120ZM162 118H163V117H162ZM162 118H161V120H162ZM190 118H191V120H190ZM200 118L203 119V120H201ZM205 118H207V119L205 120ZM211 118H212L213 120H211ZM251 118H252V119H251ZM263 118H264V117H263ZM159 119H160V118H159ZM188 119H189V120H188ZM208 119H210V120H208ZM240 119H241L242 121H241ZM196 120H197V121H196ZM247 120H248V121H247ZM250 120H252L253 122L250 121ZM198 121H199V122L202 121V122L199 123V125H197ZM206 121H207V122H206ZM246 121H247V123H246ZM254 121H255V122H254ZM190 122H191V123H190ZM193 122H194L195 124H194ZM211 122H212V123H211ZM215 122H217V123H215ZM251 122H252V124H251ZM188 123H190V124H188ZM192 123H193V124H192ZM218 123H219V124H218ZM244 123H245V124H244ZM248 123H250V124H248ZM216 124H217L219 127H218V126H215V127H214V125H216ZM220 124H221V125H220ZM246 124H247V125H246ZM255 124H254V125H255ZM242 125H243V126L245 125L246 128L243 127ZM211 126H210V127H211ZM233 126H234V127H233ZM237 126H238V127H237ZM240 126H241L242 128H241ZM247 126H248V127H247ZM220 127H221V128H220ZM224 128H226V129H224ZM233 128H234V129H233ZM243 128H244V129H243ZM191 129H192V128H191ZM236 129H237V130H236ZM241 129H242V130H241ZM245 129H246V130H245ZM139 131H140L139 129H134V131H132V132H133V133H137V135H138V134L142 135V132H143V131H140V132H139ZM192 131H193V129H192V130H188L189 133H192ZM234 131H235V132H234ZM243 131H245V132H243ZM138 132H139V133H138ZM183 132H184V133H187V130H186V131L183 130ZM183 132H179L181 136H182L181 133H183ZM193 132H194V131H193ZM237 132H238V133H237ZM179 133H178V134H179ZM184 133H183V136H184L183 138H186V136L184 135ZM189 133H187V134L189 135V137H187L188 139H189L190 137L194 136V134H192V136H191ZM236 133H237V134H236ZM187 134H186V135H187ZM242 134H241V135H242ZM235 135H234V136H235ZM243 135H242V136H243ZM239 137H240V135H239ZM183 138H181V139H183ZM190 139H191V138H190ZM218 144H219V143H217L216 145H218ZM220 144H221V143H220ZM222 145H223V144H222ZM222 145H221V146L218 145V147H217L218 149H220V148L222 147L221 150H218V151H220L221 153L226 152L225 148H224ZM223 148H224L225 151L222 150ZM237 149H238L239 151L236 150V152H235V156L239 159V161H240V160L242 161L241 156H243V158H244V156H247L248 151H247V149H245V148H243V147L241 148V150L243 149L242 151H240V147L237 148ZM244 149H245V150H244ZM243 151H244V152H243ZM245 151H246V152H245ZM237 152H240V153L243 152V153H246V155H244V154L242 153L243 155L241 154L240 156H237L236 154H239V153H237ZM223 155H225V153H223ZM189 157H190V156H189ZM193 157H194V156H192L190 159L192 160ZM236 157H235V158H236ZM237 158H236V160H237ZM194 160H196V159H194ZM237 161H238V160H237ZM239 161H238L237 164H240V163H241V162H239ZM198 175H199L200 177L203 176L202 174H198ZM199 176H196V177H199ZM200 177L194 179V183H195V184H196L197 179L200 180V181L202 180ZM204 179H205V177H204ZM204 179H203V180H204ZM216 179H218V178H217V177H215V178L213 177V178H212V180H216ZM248 179H249V178H248ZM1 180H3V179L0 178V182H1ZM195 180H196V181H195ZM205 181H206V182H205ZM197 182H198V181H197ZM201 182H203V181H201ZM191 183H192V182H191ZM194 183H193V184H194ZM206 183H209L208 180H204L203 183L196 184V185L194 184V185L198 187V186H202V185H204V184H206ZM201 184H202V185H201ZM197 261H198V258H197ZM197 261H196V262H197ZM200 261H201V260H200ZM200 261H199V263L202 264ZM199 263L197 262V264H199ZM207 264H210V261H209V263H207Z\"/></svg>","mask_w":264,"mask_h":264}]
</instances>
